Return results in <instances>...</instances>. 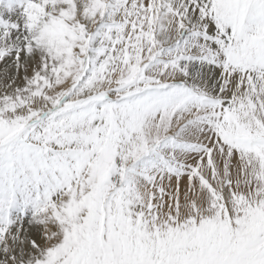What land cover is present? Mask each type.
Listing matches in <instances>:
<instances>
[{"label": "snow or ice", "instance_id": "6c2138e0", "mask_svg": "<svg viewBox=\"0 0 264 264\" xmlns=\"http://www.w3.org/2000/svg\"><path fill=\"white\" fill-rule=\"evenodd\" d=\"M0 264H264V0H0Z\"/></svg>", "mask_w": 264, "mask_h": 264}]
</instances>
